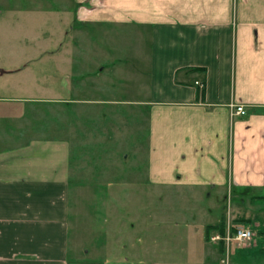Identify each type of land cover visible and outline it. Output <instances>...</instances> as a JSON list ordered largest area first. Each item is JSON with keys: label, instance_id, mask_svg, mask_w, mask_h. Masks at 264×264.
I'll use <instances>...</instances> for the list:
<instances>
[{"label": "crops", "instance_id": "0c3cea01", "mask_svg": "<svg viewBox=\"0 0 264 264\" xmlns=\"http://www.w3.org/2000/svg\"><path fill=\"white\" fill-rule=\"evenodd\" d=\"M70 3L76 20L97 26L98 30L104 26L128 27L137 36L146 32L149 46L143 58L147 74L140 84L141 91L136 87L130 90L140 92V99L133 101L70 98L78 89L70 86L69 98L55 96L52 100L59 121H69L71 105L106 104L112 111L122 110L121 104L138 105L139 127L146 125L145 190L167 186L205 192L229 186L236 194L264 200V0ZM54 56L58 71H65L63 77L73 81L72 52L58 50ZM105 65L99 75L105 72ZM121 71L117 68L111 72ZM93 75L83 70L85 81ZM107 82L103 77L96 81L97 90L104 91L109 86L111 91L118 89V83ZM91 86H81L80 91L86 93ZM233 103L243 105L246 114L231 118ZM3 119L7 118L0 114ZM61 129L58 127L52 138L34 136L24 142H18L16 134L0 132V264H70L71 182L83 179L89 168L83 156L73 157L74 152H83L82 146L76 145V128L69 122L67 130ZM77 132L83 135V130ZM140 211L141 218L126 227L132 234L142 232L146 213L144 209ZM147 215L150 218V213ZM238 221L229 214L225 227L241 226ZM249 225L244 228L251 231L252 238L234 245L243 253L260 244L264 249V243L255 241L256 234ZM255 226L260 227L258 222ZM120 232L117 224L108 230L107 238L114 241L103 242L102 246L110 244L107 252L114 251L119 262L132 257L138 259V264H150V237L149 243L145 235L134 241L132 236L129 243L121 246ZM223 248L221 242H210L204 259L221 263ZM120 249L126 250L127 258L121 257ZM80 253L79 249L77 264L86 260ZM243 253L233 256L239 264L245 259Z\"/></svg>", "mask_w": 264, "mask_h": 264}, {"label": "rangeland", "instance_id": "374dc122", "mask_svg": "<svg viewBox=\"0 0 264 264\" xmlns=\"http://www.w3.org/2000/svg\"><path fill=\"white\" fill-rule=\"evenodd\" d=\"M148 46L144 31L137 36L128 27L104 26L98 30L97 26L76 20L70 0H0V114L7 118L0 120V132L16 134L21 142L34 136L52 138L58 127L67 130L69 122L77 131L83 130L82 136L76 131L75 137L83 152H74L73 157L83 156L89 169L83 179L71 182L70 264H77L79 249L86 259L81 264H138V259L128 257L126 250L120 249V254L128 261L119 262L114 251L107 252L110 244L102 246L103 242L114 241L106 234L116 224L122 231L121 246L132 236L134 241L145 235L149 243L150 237V264H223L204 259V251L210 247L206 232L213 222L225 221L229 214L243 227L250 224L255 241L264 243V200L236 194L229 186L205 192L167 186L145 190L146 125L139 127L138 105L121 104L122 110L118 111L106 104L71 105L69 121H59L52 100L55 96L69 98L70 86L78 88L70 98L140 99V92L130 90H142L139 87L147 74L143 56ZM58 50L73 54V81L63 77L65 71H58L54 56ZM104 65L106 70L99 75ZM117 68L122 69L121 73L113 74L111 71ZM83 70L94 77L85 81ZM132 76L137 78L132 80ZM102 77L118 83V89L111 91L109 86L106 91L97 90L95 82ZM85 85L93 88L82 93L80 87ZM76 189L79 194H75ZM141 209L146 213L142 232L132 234L130 224L141 218ZM256 222L260 227L255 226ZM214 234L216 231L209 230V236ZM240 248L230 245L228 264H239L233 256L243 253ZM223 250L221 260L226 254L225 247ZM263 251L261 244L244 251L241 264L264 263Z\"/></svg>", "mask_w": 264, "mask_h": 264}, {"label": "built area", "instance_id": "2783aa9c", "mask_svg": "<svg viewBox=\"0 0 264 264\" xmlns=\"http://www.w3.org/2000/svg\"><path fill=\"white\" fill-rule=\"evenodd\" d=\"M199 85L200 88L203 87L202 84L196 83ZM246 114V111L244 109V106L241 104H231L230 105V117H236V116H244ZM252 233L249 229L241 227V226H236V227H231L230 225H227L224 231V234L216 233L209 237V241L211 243H223L224 247L226 248V254L224 260L222 259L223 264H228V250L230 245H240L243 244L244 242L250 240L252 238ZM224 254V251H223Z\"/></svg>", "mask_w": 264, "mask_h": 264}, {"label": "trees", "instance_id": "16d2710c", "mask_svg": "<svg viewBox=\"0 0 264 264\" xmlns=\"http://www.w3.org/2000/svg\"><path fill=\"white\" fill-rule=\"evenodd\" d=\"M225 221H221V223L218 225V226H209L208 227V230H207V232H206V238L209 240V230H212V229H218V232L220 233V234H224V231H225V223H224Z\"/></svg>", "mask_w": 264, "mask_h": 264}]
</instances>
